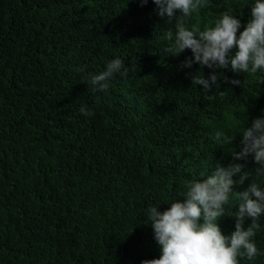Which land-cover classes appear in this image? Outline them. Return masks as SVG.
I'll list each match as a JSON object with an SVG mask.
<instances>
[{"label": "trees", "instance_id": "trees-1", "mask_svg": "<svg viewBox=\"0 0 264 264\" xmlns=\"http://www.w3.org/2000/svg\"><path fill=\"white\" fill-rule=\"evenodd\" d=\"M254 2L208 0L188 25L231 9L242 32ZM174 23L152 0H0V264H142L161 255L147 208L183 202L188 181L235 162L250 173L235 192L264 188L251 157L233 161L241 137L215 140L264 118V71L218 69L220 88L206 95L192 77L212 70L183 67L190 50L163 52ZM116 58L129 75L94 91L91 76ZM236 203L218 222L225 236ZM259 223L260 255L240 264H264V215Z\"/></svg>", "mask_w": 264, "mask_h": 264}, {"label": "clouds", "instance_id": "clouds-1", "mask_svg": "<svg viewBox=\"0 0 264 264\" xmlns=\"http://www.w3.org/2000/svg\"><path fill=\"white\" fill-rule=\"evenodd\" d=\"M148 2L139 0L142 6ZM152 3L161 18L167 16L170 23L175 21V31L169 28L165 32L167 44L163 52L179 56L190 50L192 57L183 62V67L191 68L196 63L202 69L212 70L207 79L203 72L192 77L193 86H202L206 95L213 86L220 88L218 69L230 66L232 72L249 75L264 71V0H255L251 18L242 32L241 21L231 14V9L221 13L212 26L189 27L188 21L208 7V0H152ZM117 74L122 78L129 75V68L120 58L109 61L106 70L92 75L89 84L94 91L105 92L109 81ZM223 79L233 86H242L238 79ZM79 112L84 116L92 114L85 105ZM237 136L241 137L240 151L232 150L233 161H247L251 157L257 165L255 174L264 176V118H256L250 127L240 129L239 135L226 136L217 131L215 140L220 142L223 137V143L229 145ZM243 167L235 162L227 167L218 165L204 179L187 182L185 191L179 194L184 197L183 202L175 199L164 212L158 211L156 206L147 208L145 224L150 223L161 255L142 264H240V258L253 261L260 255L254 237L261 228L259 219L264 215V188L251 180L247 190L235 192V185H243L250 179V173L243 172ZM233 195L238 211L228 216L234 219L235 230L225 236L218 222L226 215V206ZM249 219L251 223L246 227Z\"/></svg>", "mask_w": 264, "mask_h": 264}]
</instances>
